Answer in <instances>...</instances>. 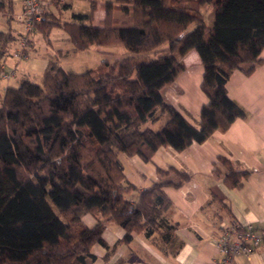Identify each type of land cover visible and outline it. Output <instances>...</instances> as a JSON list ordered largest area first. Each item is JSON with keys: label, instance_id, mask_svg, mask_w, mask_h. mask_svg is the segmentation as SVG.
<instances>
[{"label": "trees", "instance_id": "1", "mask_svg": "<svg viewBox=\"0 0 264 264\" xmlns=\"http://www.w3.org/2000/svg\"><path fill=\"white\" fill-rule=\"evenodd\" d=\"M204 7L213 10L210 27ZM102 8L97 27L90 7L87 15H73L77 23L45 14L36 30L47 39L61 29L76 52L121 47V59L111 64L108 52L95 50L105 58L80 73L48 61L39 84L21 79L0 94V264H92L90 249L106 247L101 234L109 222L124 231L120 243L135 234L171 243L162 187L178 188L190 177L157 170L158 181L138 189L126 181L117 155L149 162L161 147L181 152L246 117L225 83L234 71L248 76L263 63L264 0H120ZM13 41L0 31V70ZM191 50L207 99L198 128L160 95ZM160 118L159 128L149 126ZM217 163L222 170L214 165L212 177L241 188L248 171L225 158ZM170 172L177 180H161ZM83 215L94 219L92 227Z\"/></svg>", "mask_w": 264, "mask_h": 264}, {"label": "crops", "instance_id": "2", "mask_svg": "<svg viewBox=\"0 0 264 264\" xmlns=\"http://www.w3.org/2000/svg\"><path fill=\"white\" fill-rule=\"evenodd\" d=\"M118 1L64 0L59 4L45 0L46 14L61 22L77 23L73 15H87L90 7H93L90 24L97 27L104 19L102 5L110 2L117 6ZM0 2L3 3L0 31H9L14 37L2 61L6 71H13L11 78H14V83H8L11 78L0 82V94L8 86H17L21 79L31 81L39 74L40 80L48 61L55 62L66 72L80 73L73 68L82 72L89 70L86 63H75L72 46L66 34L58 28L51 29L47 39L41 36L46 45L42 54H38L34 43H30L25 51L32 45V56L29 53L24 61L17 64L12 54L18 49L22 28L16 22L15 15L20 12L22 3L21 0ZM7 13L9 16L13 14L14 20L7 21ZM34 31L33 38L41 35L36 29ZM259 57L263 63L256 66L250 75L234 71L225 83L228 97L244 110L245 119L235 120L226 131H216L202 144L193 143L181 152L161 147L149 162L137 156L117 155L126 181L138 189L157 182V170L164 173L175 170L190 179L178 188L162 187L170 202L164 213V221L167 226L173 227L171 243L160 244L156 234L149 238L135 234L129 243H120L124 231L109 222L101 234L106 247L94 244L90 249L95 256L92 264H212L220 258L217 243L222 236L223 226L237 223L241 227L250 225L256 231L264 229V48ZM9 60L14 62L12 68L6 66ZM66 60L68 63H65ZM181 62L184 70L170 85L160 90V95L191 126L198 128L200 108L207 102L199 87L203 69L193 50L187 52ZM162 122L163 118H160L149 126L157 129ZM219 157L234 162L238 169L248 171L241 188L228 189L212 177L214 165L222 170L217 163ZM163 179L177 180V177L170 172L163 175ZM81 220L87 227L94 224V219L89 215H83ZM228 264H264V247L248 255L237 254Z\"/></svg>", "mask_w": 264, "mask_h": 264}, {"label": "built area", "instance_id": "3", "mask_svg": "<svg viewBox=\"0 0 264 264\" xmlns=\"http://www.w3.org/2000/svg\"><path fill=\"white\" fill-rule=\"evenodd\" d=\"M62 4L64 0H53ZM22 7L20 12L15 16L17 23L22 28V39L20 46L24 47L26 37L36 29L46 14L45 0H21ZM16 60H24L26 57L21 52L16 51L12 54ZM13 76V71H6L1 65L0 82L7 81ZM219 260L212 264H228L237 254H251L259 247H264V229L254 230L252 226L246 225L241 227L237 223L228 224L222 228V236L218 243Z\"/></svg>", "mask_w": 264, "mask_h": 264}, {"label": "rangeland", "instance_id": "4", "mask_svg": "<svg viewBox=\"0 0 264 264\" xmlns=\"http://www.w3.org/2000/svg\"><path fill=\"white\" fill-rule=\"evenodd\" d=\"M209 11L211 12V15H209V13H210ZM203 12L205 14V16H204V22H205L206 26L210 27L212 25V23H213V10L211 8L204 7V11ZM5 15H6L5 18H6L7 21L8 20H12L13 14H11L9 16L8 13H7ZM13 20H14V18H13ZM35 33L36 32L34 31L33 34H31V35L29 34L26 37V43H25V46L24 47H21L20 46V42H21V39L23 37L22 35H20V37L18 39V44H17L18 49L16 51L21 52V54L23 56H26V57H28V54L29 53L32 56L31 51H34V50H31L32 45L30 47H28V49L26 51H25V48L27 47L28 44H30V43L33 44L34 43V47L36 49V52L38 54H42L44 48L46 47L45 40L41 37V35L36 36L37 38L34 36V38H33L32 35H34ZM32 39H33V41H32ZM68 43H69V41H68ZM12 50H13V48H11L10 51H12ZM92 50H94V51H92ZM95 50L108 52L109 54L107 56V59L109 60V62L111 64L112 63L115 64L119 59H121V57H123V54H124V50L121 47H103V48L92 47L91 50H88V51H82V52L72 51L73 52V55H72L73 57L72 58H73V60L75 61L76 64L86 63L87 65H89L88 66L89 67L88 69H92L96 65L99 64L98 63L99 60H102V59L105 58L100 53H97ZM16 61H17V64H19L20 62H22L24 60H16ZM66 62L68 63L67 60L65 61V63ZM13 63L14 62L12 60L11 61L9 60L6 63V66L9 67V68H12L11 66L13 65ZM9 68H6V69H9ZM73 69H76L75 71H77V72L78 71L82 72V70H78L77 68H73ZM38 77H39V74H38V76L32 77L31 78V81L33 83H35V84H39ZM8 83H11V84L14 83V78H11Z\"/></svg>", "mask_w": 264, "mask_h": 264}]
</instances>
